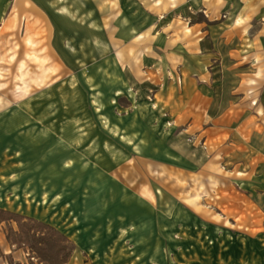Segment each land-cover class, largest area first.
<instances>
[{
    "label": "rangeland",
    "instance_id": "374dc122",
    "mask_svg": "<svg viewBox=\"0 0 264 264\" xmlns=\"http://www.w3.org/2000/svg\"><path fill=\"white\" fill-rule=\"evenodd\" d=\"M167 23L136 0H0V207L65 234L62 264H264V163L239 182L212 117L252 112L264 152L263 118L221 91L190 107ZM6 241L13 264H43Z\"/></svg>",
    "mask_w": 264,
    "mask_h": 264
},
{
    "label": "crops",
    "instance_id": "0c3cea01",
    "mask_svg": "<svg viewBox=\"0 0 264 264\" xmlns=\"http://www.w3.org/2000/svg\"><path fill=\"white\" fill-rule=\"evenodd\" d=\"M136 1L160 19H168L162 30L165 48L161 54L170 56L185 69L184 87L190 92V107L210 111L217 103V92L221 91L228 94V103L220 107H256L264 123L262 94H257L264 83V0ZM244 63L254 66L247 77L249 87L243 84L248 75L242 69ZM223 115L220 113L212 119L227 129L225 146L232 147L230 150L237 151L240 157L236 165L238 181L250 184L256 179L245 176L252 175L249 167L264 163V152L250 144L258 129L253 124L246 127L253 123L255 115L249 112L234 128L229 127L237 121H223Z\"/></svg>",
    "mask_w": 264,
    "mask_h": 264
},
{
    "label": "trees",
    "instance_id": "16d2710c",
    "mask_svg": "<svg viewBox=\"0 0 264 264\" xmlns=\"http://www.w3.org/2000/svg\"><path fill=\"white\" fill-rule=\"evenodd\" d=\"M5 221L17 224V229L10 225L6 232L9 244L15 249H30L42 258L43 264H62L68 261L71 254V249L66 246L68 238L52 225L0 207V224ZM49 249L57 250L50 259L47 258ZM0 256L5 257L10 264L14 263L11 254H5L1 248Z\"/></svg>",
    "mask_w": 264,
    "mask_h": 264
},
{
    "label": "bare ground",
    "instance_id": "6f19581e",
    "mask_svg": "<svg viewBox=\"0 0 264 264\" xmlns=\"http://www.w3.org/2000/svg\"><path fill=\"white\" fill-rule=\"evenodd\" d=\"M7 138H9V140H10V139L13 140L11 137H7ZM47 143H49V141H47V139H46V141L42 142V144L39 145V148L43 149V148L46 146ZM43 158H44L45 160H46V159H49V160H50V159L52 158V155H51V154H46V155H43ZM0 243H1V244H7V241H6L5 235H1V236H0ZM9 251H10V250L7 249L6 252H9Z\"/></svg>",
    "mask_w": 264,
    "mask_h": 264
}]
</instances>
